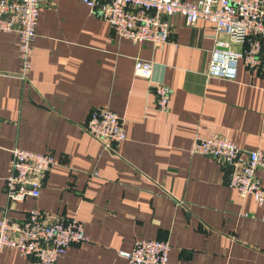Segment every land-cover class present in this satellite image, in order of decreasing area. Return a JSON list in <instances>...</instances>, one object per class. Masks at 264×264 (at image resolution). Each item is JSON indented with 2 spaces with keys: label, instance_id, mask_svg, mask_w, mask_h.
I'll return each mask as SVG.
<instances>
[{
  "label": "crops",
  "instance_id": "crops-1",
  "mask_svg": "<svg viewBox=\"0 0 264 264\" xmlns=\"http://www.w3.org/2000/svg\"><path fill=\"white\" fill-rule=\"evenodd\" d=\"M170 23L162 45L133 42L81 0H43L26 79L18 32L0 30V206L18 220L37 206L84 221L87 239L56 264H131L117 251L149 238L169 240L167 264H264V204L228 185L227 163L188 152L196 131L264 150V39L259 66L240 58L234 79L208 76L213 22L175 12ZM136 58L171 89L166 110L134 74ZM98 106L123 118L126 137L112 147L84 127ZM15 146L60 159L40 194L17 202L4 190ZM0 264L30 259L5 247Z\"/></svg>",
  "mask_w": 264,
  "mask_h": 264
},
{
  "label": "built area",
  "instance_id": "built-area-1",
  "mask_svg": "<svg viewBox=\"0 0 264 264\" xmlns=\"http://www.w3.org/2000/svg\"><path fill=\"white\" fill-rule=\"evenodd\" d=\"M43 0H0V30L19 34L20 66L16 75L28 77L31 67L32 41L36 34L39 9ZM105 19L118 36L133 42L150 41L162 45L169 39V16L180 12L187 23L199 18L214 24L213 45L207 75L234 79L240 58L250 67L260 64L264 39V0H81ZM225 33L227 39L221 38ZM232 42L243 43L242 48ZM152 61L136 58L135 75L146 78L156 95L157 107L168 108L171 89L163 82H153ZM85 129L106 147L126 137L123 118L108 106L93 107L84 124ZM190 154L210 155L227 163L229 186L240 195L250 194L264 204L263 149H243L227 136L216 131L202 136L193 133L188 147ZM60 159L52 152L35 151L15 146L11 149L9 171L4 190L10 201L37 197L48 170ZM87 239L84 221L76 215L51 213L41 207L30 208L18 220L8 215V207L0 206V252L15 247L28 256L30 264H56L68 246ZM170 242L167 238L136 239L131 249L117 253L131 264H167Z\"/></svg>",
  "mask_w": 264,
  "mask_h": 264
},
{
  "label": "water",
  "instance_id": "water-1",
  "mask_svg": "<svg viewBox=\"0 0 264 264\" xmlns=\"http://www.w3.org/2000/svg\"><path fill=\"white\" fill-rule=\"evenodd\" d=\"M169 19H170V16H169Z\"/></svg>",
  "mask_w": 264,
  "mask_h": 264
},
{
  "label": "rangeland",
  "instance_id": "rangeland-1",
  "mask_svg": "<svg viewBox=\"0 0 264 264\" xmlns=\"http://www.w3.org/2000/svg\"><path fill=\"white\" fill-rule=\"evenodd\" d=\"M233 47V46H232Z\"/></svg>",
  "mask_w": 264,
  "mask_h": 264
}]
</instances>
